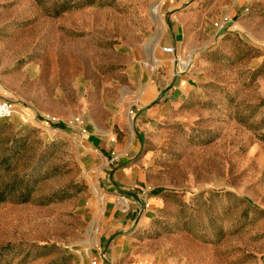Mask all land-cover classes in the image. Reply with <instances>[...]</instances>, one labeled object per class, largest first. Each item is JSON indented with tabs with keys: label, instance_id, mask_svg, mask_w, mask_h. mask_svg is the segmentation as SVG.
I'll list each match as a JSON object with an SVG mask.
<instances>
[{
	"label": "rangeland",
	"instance_id": "374dc122",
	"mask_svg": "<svg viewBox=\"0 0 264 264\" xmlns=\"http://www.w3.org/2000/svg\"><path fill=\"white\" fill-rule=\"evenodd\" d=\"M190 4L0 0V91L37 107L0 120V264H264V0Z\"/></svg>",
	"mask_w": 264,
	"mask_h": 264
},
{
	"label": "crops",
	"instance_id": "0c3cea01",
	"mask_svg": "<svg viewBox=\"0 0 264 264\" xmlns=\"http://www.w3.org/2000/svg\"><path fill=\"white\" fill-rule=\"evenodd\" d=\"M195 1V2H194ZM205 0H193V5L190 4L188 7L189 8H197L198 6L202 5ZM192 12V11H191ZM194 13V12H192ZM175 23L173 25V30L172 33L176 35V31H178L180 34V26L183 25V23L180 21L181 20V14L178 12V15H176V19L174 18ZM254 26H255V31H252V36H251V45L254 46L255 50L260 53L259 56L254 58L252 60V63L258 67L264 62V19L257 17L255 21H253ZM176 38V36H175ZM173 45L171 42H167L166 45ZM190 77L186 75H178V77L175 78L173 86L169 88V83H166L165 86L162 89H165L164 93V98L170 102H179L180 99L182 100L184 96L189 94V92L192 90V84L190 81ZM3 87V86H2ZM1 98L4 100H10L13 101L16 106L24 112L26 115H29V117L35 116V111L37 110H32L31 107L35 105L32 100V98L25 97L21 93H18L19 91L13 89V88H6L4 86L1 88ZM160 93L158 92L157 95ZM36 107V105L34 106ZM37 108V107H36ZM112 141L106 142L103 139H90L86 141V148L87 150H93L96 149L98 152H100L105 158H109V153L112 149ZM135 146L140 147V140L138 139L137 143ZM97 154V153H96ZM97 157V155L95 156ZM127 167H121L116 170H114V174H104L103 179H106L107 182L112 183L107 187L109 190L105 192L106 196L109 195V197H114L113 195L117 192L118 189L127 187L128 185L131 184L132 175L130 176L128 173ZM111 188V189H110ZM108 193V194H107ZM112 239L114 240L115 235L111 236Z\"/></svg>",
	"mask_w": 264,
	"mask_h": 264
},
{
	"label": "built area",
	"instance_id": "2783aa9c",
	"mask_svg": "<svg viewBox=\"0 0 264 264\" xmlns=\"http://www.w3.org/2000/svg\"><path fill=\"white\" fill-rule=\"evenodd\" d=\"M163 50L166 53L174 52L173 47H165ZM12 118H17L23 124H28L34 119L22 112L13 101L2 99L0 91V120H9Z\"/></svg>",
	"mask_w": 264,
	"mask_h": 264
},
{
	"label": "bare ground",
	"instance_id": "6f19581e",
	"mask_svg": "<svg viewBox=\"0 0 264 264\" xmlns=\"http://www.w3.org/2000/svg\"><path fill=\"white\" fill-rule=\"evenodd\" d=\"M158 9H159V4H157V5H154L153 6V9H152V13H153V18L155 19V21H156V23H157V25L159 26V27H162L163 25H164V21L159 17V15H158ZM151 13V14H152ZM159 34H161V32H158ZM158 35V34H157ZM159 36V35H158ZM154 40H156V38L154 39ZM154 48V47H153ZM152 51V50H151ZM149 53V52H148ZM150 57H151V59H153V60H155V58L153 57V54H150ZM149 61V60H148ZM157 62V61H156ZM185 67H187V64H184V66H183V68H185ZM95 191H97V190H95ZM94 191V192H95ZM93 226H91L90 228H89V230H88V233H90L91 231H93Z\"/></svg>",
	"mask_w": 264,
	"mask_h": 264
}]
</instances>
